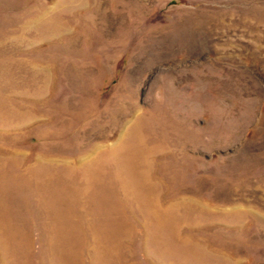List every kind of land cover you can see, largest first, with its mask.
<instances>
[{"label": "rangeland", "instance_id": "374dc122", "mask_svg": "<svg viewBox=\"0 0 264 264\" xmlns=\"http://www.w3.org/2000/svg\"><path fill=\"white\" fill-rule=\"evenodd\" d=\"M0 264H264V0H0Z\"/></svg>", "mask_w": 264, "mask_h": 264}]
</instances>
